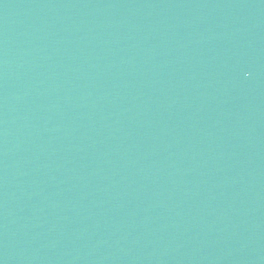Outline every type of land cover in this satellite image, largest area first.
Wrapping results in <instances>:
<instances>
[{
	"label": "water",
	"instance_id": "95a60500",
	"mask_svg": "<svg viewBox=\"0 0 264 264\" xmlns=\"http://www.w3.org/2000/svg\"><path fill=\"white\" fill-rule=\"evenodd\" d=\"M0 264H264V0H0Z\"/></svg>",
	"mask_w": 264,
	"mask_h": 264
}]
</instances>
